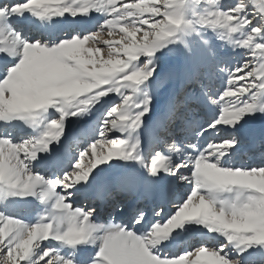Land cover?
I'll use <instances>...</instances> for the list:
<instances>
[{
	"label": "rangeland",
	"instance_id": "rangeland-1",
	"mask_svg": "<svg viewBox=\"0 0 264 264\" xmlns=\"http://www.w3.org/2000/svg\"><path fill=\"white\" fill-rule=\"evenodd\" d=\"M34 25L61 30L43 38ZM1 60L0 121L12 127L0 141L36 152L19 156L26 171L0 156V264H264V144L245 151L264 133V0H0ZM129 169L160 193L173 172L178 184L163 204L128 208ZM106 184L123 195L98 206ZM180 215L191 219L174 255L129 240L150 244L153 226ZM212 233L229 245L207 243Z\"/></svg>",
	"mask_w": 264,
	"mask_h": 264
},
{
	"label": "bare ground",
	"instance_id": "bare-ground-1",
	"mask_svg": "<svg viewBox=\"0 0 264 264\" xmlns=\"http://www.w3.org/2000/svg\"><path fill=\"white\" fill-rule=\"evenodd\" d=\"M134 16H132V15H129L128 16V18H133ZM127 18V19H128ZM16 22H17V26H22V25H24V26H26V24H28V22H27V19H25V18H16ZM37 25V24H36ZM53 27V26H52ZM52 27H42V26H37V27H35V25L32 27L33 28V31H38V33H40V32H42L43 33V38H44V35L45 36H47V37H50V34L51 33H57L58 31H60L61 30V28L60 27H54V28H52ZM79 28L80 29H82V30H86L87 28H85V26L84 25H79ZM46 37V38H47ZM3 59V58H2ZM0 63H3V60H1L0 61ZM3 67H4V64H3ZM8 81V80H7ZM10 82V84H5V86L6 85H12L11 83V81H8V83ZM193 82V81H192ZM196 84V82L194 81V85ZM185 85V84H184ZM17 86V85H16ZM30 86V85H29ZM11 87V86H10ZM180 87H183V83H181L177 88H179L180 89ZM9 88V87H8ZM15 88H17V87H14V89ZM27 88V87H26ZM176 88V89H177ZM22 89V88H21ZM29 89V88H28ZM186 89V86L184 87V89L183 90H185ZM193 89V88H192ZM11 90H13V89H11ZM24 90V89H23ZM31 90V89H30ZM191 90V89H190ZM15 91V90H14ZM16 92H18L17 90H16ZM9 93V92H8ZM172 94L174 93V95H173V97H174V102L173 103H176L177 102V100H178V91H176V90H174L173 92H171ZM1 96V95H0ZM2 97V96H1ZM173 99V98H172ZM4 99L2 98V101H3ZM11 101H12V99H10ZM4 102V101H3ZM8 102V101H7ZM2 103V102H1ZM18 103V102H17ZM170 105H171V100L168 102V106L170 107ZM174 106V105H173ZM171 108V107H170ZM170 110V109H169ZM174 112V111H173ZM182 112V111H181ZM182 114V113H181ZM167 115V114H166ZM170 116V115H169ZM171 117V116H170ZM183 117H185V115L183 116ZM165 118H167V117H165ZM73 118H71V120H72ZM189 120H191V119H189ZM27 121V120H26ZM20 122V121H19ZM166 122V121H165ZM24 123V122H23ZM23 123H19L18 124V126H16V127H14L15 128V130L16 131H18L19 133H27V132H24L23 131ZM24 124H26V123H24ZM28 125V124H27ZM31 125V124H30ZM12 127V125L11 124H8L6 121H0V128H3V127ZM162 126V125H161ZM179 126V125H178ZM159 128L160 127H158L157 129L159 130ZM164 128V127H163ZM157 129L153 132V135H152V137H153V141H157L158 139L157 138H155L154 136H158L159 135V131H157ZM222 130L223 131H226V130H228V127L227 126H222ZM121 133V131L119 132L117 129H113V132H112V136L113 135H119ZM178 133V131H176V134ZM227 133V132H226ZM257 136H261V137H257ZM82 137H87V140L89 139V134H87V132L86 131H84L83 132V136ZM245 139V138H244ZM257 139H261L262 141H261V143H264V133H259V134H255L253 137H251L250 138V141H251V143H250V145H248L247 146V148L245 147V151L247 150H251V147H253V149L254 148H256V147H258V145L256 144L255 146H254V143L257 141ZM152 141V143H154ZM159 141V140H158ZM263 147V146H262ZM43 149H44V147H43ZM258 149V148H257ZM256 149V150H257ZM33 150V149H32ZM32 150H30L29 149V147H26V146H12L10 143L8 144L7 142H5V141H3V140H1L0 141V156L2 157V159H3V161L4 162H8L10 159H12L13 161L15 160V165H16V168H19V169H23V171H26V170H24V169H27L26 168V163H27V161H29L28 159H25V161H21V162H18V159H20L19 158V156L20 155H22V154H25V152L27 153L28 151H30V153L32 152ZM35 150V149H34ZM38 150H40V149H38ZM37 150V151H38ZM42 150V149H41ZM43 151H45V150H43ZM34 152V151H33ZM32 152V153H33ZM36 152V151H35ZM34 152V153H35ZM34 155V154H33ZM70 155H71V152H70V150L69 149H67V157L65 158V159H63V161H62V159L60 160V161H62V162H65V160L66 159H68L69 157H70ZM128 155V154H127ZM164 155V154H163ZM52 157V156H51ZM40 158V157H39ZM50 158V157H49ZM70 159V158H69ZM124 159V158H123ZM27 160V161H26ZM39 160V159H38ZM48 160V159H47ZM50 160V159H49ZM120 160V159H119ZM20 161V160H19ZM70 162V161H69ZM131 162H133V160H131V159H129V157H126L125 158V160H124V162H122L121 164L119 163L118 165H120V166H123V164L125 163V164H127V163H131ZM34 163H36V166H37V161H36V159L34 160ZM67 163H68V161H67ZM56 164V163H55ZM60 164V163H59ZM63 164H65V163H63ZM62 164V165H63ZM6 165L7 164H5V166L3 165V167H1L0 168V185L1 186H5V187H8L7 185H8V182H9V168H5L6 167ZM30 165V164H29ZM35 165V164H34ZM42 165V169L43 170H47V168H51V167H53V161H48V162H45V163H42L41 164ZM103 165H105L104 167L105 168H100V169H98L97 171H99V172H101L102 173V175L104 176V174H106V173H108L109 171H112L113 169H111L110 170V168H111V163L110 164H107V163H105V164H103ZM116 165V164H115ZM54 166H56V165H54ZM15 168V167H14ZM58 168V167H57ZM106 170L108 171V172H106ZM130 171H126V173L124 174V177L128 180V181H131V182H136L137 184H135V185H130V187H127L128 188V190L126 191V192H124V193H126L127 195H128V198L126 199V200H130L129 201V205H128V208H132L131 206L132 205H134V203H137V201L138 200H140V199H147V203L148 204H150V203H152V202H156L157 203V205L158 204H163V202H162V199L160 198V196H161V194L163 195L164 193H165V188H166V191H169V192H167V195H168V193H170V190L172 191V188L170 187V184H172L174 181H176V184H178V175L175 173V172H173L172 174V176H170L169 178H168V180H167V183L165 184V188L163 189V190H161V193L160 192H157L155 189H151V181H149V178H145V176H142V175H139L138 174V172L137 171H134V170H132L131 171V169H129ZM112 174V173H111ZM120 176V175H119ZM30 179H31V181H36L37 182V180H38V178H32V177H29ZM111 178V177H110ZM172 178V179H171ZM29 179V180H30ZM166 178H164V180H165ZM171 179V180H170ZM26 179H22V182H24ZM21 181V180H20ZM44 180L42 179L41 181H40V183H41V186H43V185H46L47 187L46 188H48V186L49 187H52L49 183L50 182H46L45 183V181L43 182ZM94 181V180H93ZM168 181L169 182H171V183H168ZM21 182V183H22ZM95 182H96V180H95ZM117 182V181H116ZM138 182H140V183H138ZM154 182V181H153ZM162 182V181H161ZM118 183V182H117ZM119 183H120V181H119ZM155 183V182H154ZM121 184V185H120ZM120 184H118V186L120 185V186H122V182L120 183ZM128 184V183H127ZM133 184V183H132ZM157 184V183H156ZM160 184V183H159ZM163 184V183H162ZM105 186V187H104ZM101 189H99V191L97 190L96 192H95V194H96V202H97V205L99 206L100 204L101 205H103V204H105V201H107V200H109V197L110 196H106L105 194H107V195H123V192H121L120 190H117V189H108L107 190V188L109 187V185H104ZM153 186V185H152ZM159 186H161V185H159ZM125 187V186H124ZM158 187V186H157ZM126 188V187H125ZM158 188H160V187H158ZM11 189H13L12 191H14V192H16V188L15 187H12ZM51 190V189H50ZM121 190H123V189H121ZM181 191V190H180ZM106 192H108V193H106ZM120 192H121V194H120ZM48 193H52L51 191L50 192H48ZM92 193V192H91ZM90 193V194H91ZM102 193V194H101ZM184 193L185 192H180V195H184ZM89 193L87 192V193H85L84 191H81V192H78L77 194H76V196H78V197H75V199L76 198H78L77 200H79V199H82V198H85L87 195H88ZM143 194H145V195H143ZM143 195V196H142ZM89 196V195H88ZM92 196V195H91ZM90 197V196H89ZM182 197V196H181ZM91 198V197H90ZM77 200H75V201H77ZM121 200V199H120ZM54 202H56V204L59 206H63V203L61 202V198L60 199H58V198H56L55 200H54ZM104 202V203H103ZM55 205V204H54ZM19 205H18V203H16V204H14V206H13V208L15 209V208H17ZM21 208H23V207H28V206H26L25 204H23V205H21L20 206ZM174 207H177L176 205L174 206ZM128 208L125 210V211H127L128 210ZM124 211V212H125ZM128 212V211H127ZM197 212V211H196ZM193 213H194V211H193ZM192 213V214H193ZM117 214V213H116ZM191 214V215H192ZM199 214V213H198ZM73 215L74 216H78V213H73ZM194 215H195V213H194ZM189 219H191V218H189ZM189 219H187V217H185L184 218V216H182V215H180V216H175L174 218H172L171 220H169V222L167 223V225H164V226H159L158 224L157 225H155V226H153L152 227V232L153 233H151L150 234V238L152 239V238H154V242H150V240H149V242H150V244L149 243H147L146 242V239H148V238H144V237H137L136 239H133L132 237H130V241L132 242V244H136V245H138V248H139V250H140V252H142V253H144V254H146L145 252H147L146 251V248L147 247H153L152 249H157V252L159 253L160 252V254H162V255H174L173 253H175V251H176V249L178 248L177 246L178 245H176V243L174 242V241H172L173 239H174V237L177 235L176 233L178 232V231H180V229L182 228V226L187 222V220H189ZM193 221V220H192ZM191 221V222H192ZM190 222V223H191ZM194 224V223H193ZM185 226V225H184ZM149 226H147L146 225V221H141V223L139 224V223H137V222H135L134 223V227H133V231H141V230H146L147 228H148ZM187 227H189V225L187 226ZM187 227H185V228H187ZM184 228V227H183ZM236 227H234V229H235ZM154 230V231H153ZM238 230V229H237ZM169 231V232H168ZM235 231V230H234ZM147 233H149V232H147ZM147 233H145V235L147 234ZM236 233H238V234H242V236H245V233L244 232H241L240 230H238V231H236ZM247 233V232H246ZM204 234L203 233H198L197 235H195L194 237H196V241H200V240H203L206 236H203ZM261 235V234H260ZM124 236V235H123ZM164 236V237H163ZM147 237V236H146ZM245 237H248L247 235L245 236ZM124 238H125V236H124ZM127 238V237H126ZM186 238V237H185ZM187 239H188V237H187ZM211 239V240H210ZM222 239V236L220 235V234H217V233H212V235L209 237V240L210 241H207V243H210V244H218L219 242H220V240ZM226 243L227 245H229V243H227V240H223V241H221L220 243ZM199 244V243H198ZM187 246V245H186ZM189 246V245H188ZM84 248V247H83ZM82 248V249H83ZM168 248L170 249V250H168ZM186 249H188V247L186 248ZM186 249H184V250H186ZM183 250V251H184ZM232 251L234 252V254H239L240 253V250H239V248H237V249H235V250H233L232 249ZM81 253H83V254H89V253H93V250H92V248L91 247H87V248H84V250H81ZM256 256V255H255Z\"/></svg>",
	"mask_w": 264,
	"mask_h": 264
}]
</instances>
